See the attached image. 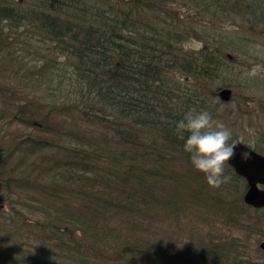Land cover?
Listing matches in <instances>:
<instances>
[{
    "label": "trees",
    "instance_id": "1",
    "mask_svg": "<svg viewBox=\"0 0 264 264\" xmlns=\"http://www.w3.org/2000/svg\"><path fill=\"white\" fill-rule=\"evenodd\" d=\"M225 22L263 35L264 0H0V264H264L235 249L264 237L245 177L210 187L175 132L221 90L176 74L233 91L232 53L264 56Z\"/></svg>",
    "mask_w": 264,
    "mask_h": 264
},
{
    "label": "rangeland",
    "instance_id": "2",
    "mask_svg": "<svg viewBox=\"0 0 264 264\" xmlns=\"http://www.w3.org/2000/svg\"><path fill=\"white\" fill-rule=\"evenodd\" d=\"M197 22H202L201 20H197ZM218 25L221 24V21H215ZM197 26V23H193ZM239 25V23H237ZM245 24V23H244ZM238 25H233L232 22L230 23H224L223 26H226L222 30L226 29L228 31H232L234 27L237 29H234L238 33L245 35H253L254 33L250 32L249 26L245 24L241 27ZM209 28H216L212 25L209 26ZM256 37L258 38L259 44H263L264 46V34L259 35L255 33ZM253 35V36H255ZM201 38L192 37L189 38L186 46L190 49L200 50L204 45V40H200ZM255 52L251 51V53L248 54H238V53H232V56L227 59L229 62L228 64H234L238 66L239 70H241L242 74H238L237 72L231 70L230 77L232 79H235V84L237 85L234 90L230 92V97L228 100L223 101L220 96L215 97L216 108L212 107L214 112H217L219 114H214V120L220 121L226 124L228 127L232 130V137L236 139L235 141L241 140L248 145L250 144L251 140L256 139V135L253 134V129L255 130L256 125L258 123L264 124V88H261L259 86H256V88H253V83H261L264 82V74H257L259 71H264V65L262 63H258L256 58L259 57V59H264V56H256ZM231 66V65H230ZM234 73V74H233ZM250 74V75H249ZM237 75V77H236ZM249 75V76H248ZM176 78H178V81L184 83V86H187L188 84L190 87H197L199 88V92L203 94H213L215 90H217L219 87L221 89L227 88L222 87L223 84V78H221L219 75L215 77H209V79H204L201 82L196 81L193 82L190 77H185L181 74H176ZM252 77V78H250ZM226 80V79H225ZM249 80V81H248ZM219 91V90H218ZM0 204H4L3 201L0 200ZM5 222H8V220L3 217V214L0 213V227L5 224ZM227 231V230H226ZM242 232L241 230L235 231L233 236L238 237V255L262 261L264 260V253L261 252V241L264 240V237L259 239L256 237L254 233ZM263 249V248H262Z\"/></svg>",
    "mask_w": 264,
    "mask_h": 264
},
{
    "label": "clouds",
    "instance_id": "3",
    "mask_svg": "<svg viewBox=\"0 0 264 264\" xmlns=\"http://www.w3.org/2000/svg\"><path fill=\"white\" fill-rule=\"evenodd\" d=\"M175 132L184 141V150L190 154L193 166L205 174L210 187H219L229 178L225 175V164L237 144L231 139L230 127L215 121L208 110L192 107L176 121Z\"/></svg>",
    "mask_w": 264,
    "mask_h": 264
},
{
    "label": "water",
    "instance_id": "4",
    "mask_svg": "<svg viewBox=\"0 0 264 264\" xmlns=\"http://www.w3.org/2000/svg\"><path fill=\"white\" fill-rule=\"evenodd\" d=\"M230 92V88L221 89V98L228 100ZM236 142L234 154L228 163L247 181L244 201L253 207H264V154L241 140ZM260 246L264 249V240Z\"/></svg>",
    "mask_w": 264,
    "mask_h": 264
}]
</instances>
